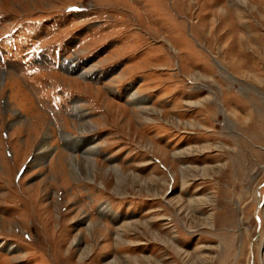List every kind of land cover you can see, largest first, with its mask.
Returning a JSON list of instances; mask_svg holds the SVG:
<instances>
[{
	"label": "rangeland",
	"instance_id": "obj_1",
	"mask_svg": "<svg viewBox=\"0 0 264 264\" xmlns=\"http://www.w3.org/2000/svg\"><path fill=\"white\" fill-rule=\"evenodd\" d=\"M11 30L0 264H264V0H0Z\"/></svg>",
	"mask_w": 264,
	"mask_h": 264
},
{
	"label": "bare ground",
	"instance_id": "obj_2",
	"mask_svg": "<svg viewBox=\"0 0 264 264\" xmlns=\"http://www.w3.org/2000/svg\"><path fill=\"white\" fill-rule=\"evenodd\" d=\"M214 28H215V27H214ZM231 58H232V57H231ZM233 58H234V56H233ZM246 60H247V59H246ZM235 61H236V60H235ZM238 61H239V60H238ZM236 65L239 66V67H242L241 63H239V62H238ZM230 66H231V65H230ZM230 66H229V67H230ZM229 67H228V68H229ZM233 67H234V66H233ZM228 68H227V69H228ZM234 68H235V67H234ZM229 92H230V91H229ZM210 96H211V95H210ZM139 101H140V100H139ZM144 102H145V101H144ZM144 102H143V103H144ZM141 103H142V102H141ZM199 103H201V100L199 101ZM141 109H142V108H141ZM143 112L146 113L145 111H143ZM148 115H149V114H148ZM183 152H184V150L180 151L179 154H183Z\"/></svg>",
	"mask_w": 264,
	"mask_h": 264
}]
</instances>
